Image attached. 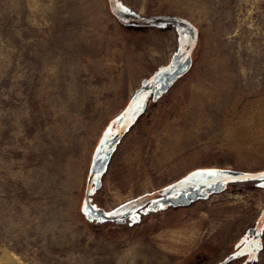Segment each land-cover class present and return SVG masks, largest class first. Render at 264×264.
I'll return each mask as SVG.
<instances>
[{"label": "rangeland", "instance_id": "rangeland-1", "mask_svg": "<svg viewBox=\"0 0 264 264\" xmlns=\"http://www.w3.org/2000/svg\"><path fill=\"white\" fill-rule=\"evenodd\" d=\"M262 100L264 0H0V259L264 264V181L128 205L197 169L264 180Z\"/></svg>", "mask_w": 264, "mask_h": 264}, {"label": "crops", "instance_id": "crops-1", "mask_svg": "<svg viewBox=\"0 0 264 264\" xmlns=\"http://www.w3.org/2000/svg\"><path fill=\"white\" fill-rule=\"evenodd\" d=\"M208 173H216V175H208ZM242 174L227 169L193 170L157 189L144 191L138 197L131 199L128 205L130 209L138 207L139 209L165 210L169 207L174 208L183 205L189 200L204 197L210 191L219 190L232 182L241 183L248 180L261 183L264 181L261 177L254 175L248 179H240V176H250ZM250 232L253 233L254 231L251 230Z\"/></svg>", "mask_w": 264, "mask_h": 264}, {"label": "bare ground", "instance_id": "bare-ground-1", "mask_svg": "<svg viewBox=\"0 0 264 264\" xmlns=\"http://www.w3.org/2000/svg\"><path fill=\"white\" fill-rule=\"evenodd\" d=\"M247 1V0H245ZM264 101V100H262ZM262 106V104H261ZM250 110V109H249ZM255 111V110H254ZM264 112V111H263ZM255 113V112H254ZM253 113V114H254ZM257 112H256V116H257ZM259 115V114H258ZM253 117V116H252ZM251 122V121H250ZM258 122V121H257ZM250 124V123H249ZM251 125V124H250ZM259 125V123H258ZM254 127V126H253ZM252 127V128H253ZM260 128V127H258ZM256 128V129H258ZM255 129V130H256ZM247 130V129H246ZM253 132V131H252ZM251 132V133H252ZM251 135V134H250ZM253 136V135H252ZM249 137V136H248ZM120 198V197H119ZM122 198V197H121ZM186 229V228H185ZM184 229V230H185ZM194 229V228H192ZM183 229H178V228H175V229H170V230H167L165 231L162 235V237H165L166 239H168L172 245H170L172 248L175 247V245H178V244H181V243H186V242H191L194 240L195 236H196V232L192 231V230H188V231H184ZM169 242V243H170ZM170 243V244H171ZM192 244V243H191ZM180 248V247H179ZM0 262L1 264H27L23 261L20 260V258L15 255L14 253L8 251L7 249H4L2 251V255H1V259H0Z\"/></svg>", "mask_w": 264, "mask_h": 264}, {"label": "water", "instance_id": "water-1", "mask_svg": "<svg viewBox=\"0 0 264 264\" xmlns=\"http://www.w3.org/2000/svg\"><path fill=\"white\" fill-rule=\"evenodd\" d=\"M188 65H189V62H188V61L184 62L182 65H180V66L178 67L176 73H177V74H182L184 71L187 70Z\"/></svg>", "mask_w": 264, "mask_h": 264}, {"label": "snow or ice", "instance_id": "snow-or-ice-1", "mask_svg": "<svg viewBox=\"0 0 264 264\" xmlns=\"http://www.w3.org/2000/svg\"><path fill=\"white\" fill-rule=\"evenodd\" d=\"M123 118H121V120H122ZM119 122V121H118ZM208 175H216V173H208ZM88 208H89V205H85V210H86V212H87V210H88ZM94 210V209H93ZM115 214H118V213H113L112 215H115Z\"/></svg>", "mask_w": 264, "mask_h": 264}]
</instances>
